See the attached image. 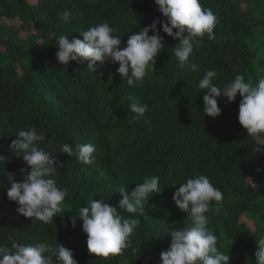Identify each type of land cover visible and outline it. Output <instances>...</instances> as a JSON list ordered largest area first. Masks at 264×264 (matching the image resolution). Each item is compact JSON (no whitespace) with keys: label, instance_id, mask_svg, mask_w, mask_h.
Masks as SVG:
<instances>
[{"label":"trees","instance_id":"16d2710c","mask_svg":"<svg viewBox=\"0 0 264 264\" xmlns=\"http://www.w3.org/2000/svg\"><path fill=\"white\" fill-rule=\"evenodd\" d=\"M105 1L0 0V155L10 157L0 164V243H60L74 252L78 264H162L161 253L171 245L169 230L189 223L172 199L174 192L187 178L204 174L223 194L221 213H207L219 250L230 256V264H254L257 239L264 237V151L256 152L264 145V133L249 135L239 123V94L235 102L219 97L222 114L205 116L207 90L201 92L198 81L209 69L217 72L213 82L221 88L237 74L254 84L264 77V0H201L217 23L214 39L205 35L203 45L194 49L197 72L178 67L172 49L179 41L158 24L165 46L143 83L129 87L120 76L109 99L94 101L69 90L81 70L59 66L57 37L78 38L106 21L123 48L133 32L157 19L166 21L155 0ZM65 10L72 13L67 23L58 18ZM104 76L119 78L112 69ZM129 94L148 104V123L133 119ZM69 117L78 120L70 124ZM30 126L45 133L41 147L63 164L54 178L68 196L50 225L19 214V205L7 197V173H15L20 182L27 167L9 145ZM87 142L96 147L93 164L59 152V144L75 150ZM152 175L160 177L161 192L149 198L145 214H137L141 223L129 247L108 257L91 254L82 220L77 218L76 227L71 224L75 211L101 198L118 207L120 186L127 185L130 194Z\"/></svg>","mask_w":264,"mask_h":264},{"label":"clouds","instance_id":"9594fccd","mask_svg":"<svg viewBox=\"0 0 264 264\" xmlns=\"http://www.w3.org/2000/svg\"><path fill=\"white\" fill-rule=\"evenodd\" d=\"M155 3L166 21L157 19L133 32L123 48L120 47L121 37L114 34L115 29L106 21L82 31L78 38L69 40L67 35L57 37L59 66L81 70L79 76L71 79L74 83L69 90L100 101L109 99L122 79L129 87L142 84L147 71L155 68L156 57L165 46L164 36L157 28L161 23L163 32L179 41L172 49L178 67L190 72L199 71L200 66L191 57L194 49L203 45L205 35L209 40L214 39L216 14L211 8H204L201 0H155ZM71 17L72 13L68 10L58 13V18L64 23L69 22ZM150 32L154 34L149 35ZM109 69L115 70L122 79L102 78V73ZM216 77L217 72L209 69L198 81L201 92L207 90L203 95L205 116L215 118L222 114L219 97L235 102L239 94L242 97L239 123L249 135L264 133V77L254 84L246 81L244 75L237 74L222 88L213 82ZM127 100L128 110L135 114L133 119L139 121L143 118L148 123L145 117L148 104L132 94L127 96ZM80 105L85 106L83 103ZM77 120L69 117L70 124ZM45 140V133L36 126L15 134L9 150L22 157L27 167L21 170L23 179L20 182L16 181L15 173H7L10 184L7 197L19 205V214L50 225L63 211L62 204L68 190L57 185L54 177L58 174V166L63 167V164L41 147ZM262 146H257L256 152L264 151ZM58 148L59 152L75 156L82 164L90 165L95 161L96 147L92 142L77 144L75 150L68 143L59 144ZM9 158L0 155V164L4 165ZM126 186H120L117 191L122 197L118 207L106 203L103 198L92 199L87 206L79 207L75 211L76 216L71 218L73 227H76L77 218L82 220L88 251L96 257L119 254L129 247L130 237L141 223L137 214H145L144 206L149 198L161 192L158 175L144 177L141 183L135 184L130 194ZM172 199L178 209L187 214L189 223L182 228L173 226L169 230L171 245L161 253L162 264H230V256L217 246L219 238L209 227L207 215L210 211L217 215L221 213V190L212 184L207 175L200 174L181 183ZM121 210L131 215L124 217ZM257 245L254 264H264V237L257 239ZM0 264H78V261L74 259V252L60 243L53 246L46 242H12L11 246L0 243Z\"/></svg>","mask_w":264,"mask_h":264},{"label":"rangeland","instance_id":"374dc122","mask_svg":"<svg viewBox=\"0 0 264 264\" xmlns=\"http://www.w3.org/2000/svg\"><path fill=\"white\" fill-rule=\"evenodd\" d=\"M241 65H242V64H241ZM241 65H240V66H241Z\"/></svg>","mask_w":264,"mask_h":264}]
</instances>
